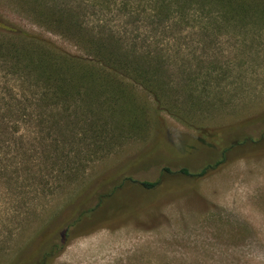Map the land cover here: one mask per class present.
I'll return each mask as SVG.
<instances>
[{
    "label": "rangeland",
    "instance_id": "374dc122",
    "mask_svg": "<svg viewBox=\"0 0 264 264\" xmlns=\"http://www.w3.org/2000/svg\"><path fill=\"white\" fill-rule=\"evenodd\" d=\"M52 1L89 32H119L128 47L160 56L176 109H158L125 82L116 137L112 122L97 138L73 117L70 154L53 157L58 172L62 161L72 172L53 173L43 154L31 161L34 176L8 171L7 188L0 185V264L27 251L54 219L63 223L79 199L98 204L95 196L113 179L122 185L112 204L83 226L95 229L71 239L51 264H264V0ZM0 20L82 54L69 38L31 22L14 0H0ZM109 109L93 110L103 121ZM28 130L22 125L25 146L62 145L60 130L48 139L45 127L37 136ZM221 162L203 179L179 174ZM129 178L159 185L147 190Z\"/></svg>",
    "mask_w": 264,
    "mask_h": 264
},
{
    "label": "trees",
    "instance_id": "16d2710c",
    "mask_svg": "<svg viewBox=\"0 0 264 264\" xmlns=\"http://www.w3.org/2000/svg\"><path fill=\"white\" fill-rule=\"evenodd\" d=\"M14 1L31 22L65 39L69 38L82 54H71L38 34L0 20V74L2 76L5 73V77L0 79L2 187L7 188L8 171L25 174L26 178L34 176L36 166L33 167L31 161L42 154L47 160L48 168L52 164L53 173L64 176L72 172L73 168H69V162L66 161H62L63 167L58 172L53 160H59L55 153L67 157L70 154L68 140L72 136L70 126L73 125V117L79 121L84 120L85 127L92 130L97 138L107 134L106 126L112 122L116 137L122 131L119 128L122 109L116 98H119L125 82H132L152 96L158 109H176L175 102L168 98L169 86L161 81L167 78L166 67L169 65L150 48L132 49L122 41L119 32L112 30L104 29L100 34L89 32L72 10L68 11V16L62 14L68 6L56 4L52 0L51 5L45 0ZM104 95H111V98L103 103L101 99ZM105 105L110 107V111L101 121L93 109L95 106ZM22 125L33 136L39 134L37 129L45 127L48 131L47 139L53 138L56 130H60L62 145L54 140L51 143L46 141L43 146L40 142L38 145L32 143L31 146H25L28 136L22 133ZM79 153L85 154L84 150ZM82 159H87L86 155ZM222 163L207 165L193 172L184 168L179 174L192 179H203ZM129 180L147 190H153L159 185V182ZM113 183L112 189L104 188V193L95 196L98 204H88L86 198H81L78 204L75 203V207H68L70 211L67 210L64 214L63 223H55L59 218L54 219V223L31 242L28 250L22 251L10 264H51L59 258L71 239L95 229L84 230L83 226L97 220L104 210L96 219L92 217L108 201L112 204L115 191L122 185L116 179H113Z\"/></svg>",
    "mask_w": 264,
    "mask_h": 264
}]
</instances>
